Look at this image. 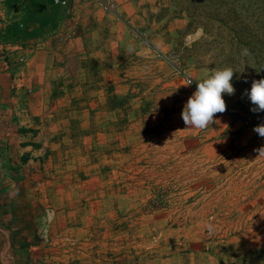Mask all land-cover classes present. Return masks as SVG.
<instances>
[{
  "label": "rangeland",
  "instance_id": "374dc122",
  "mask_svg": "<svg viewBox=\"0 0 264 264\" xmlns=\"http://www.w3.org/2000/svg\"><path fill=\"white\" fill-rule=\"evenodd\" d=\"M170 3L168 51L127 54L122 83L137 98L115 113L106 143L77 152L93 167L84 161L87 175L47 178L37 228L45 264H248L257 257L248 242L264 223V137L253 129L264 111L251 110L247 90L264 78V0ZM147 38L137 28L145 47ZM227 67L235 92L222 93L226 110L204 129L186 126L181 112L196 80Z\"/></svg>",
  "mask_w": 264,
  "mask_h": 264
},
{
  "label": "crops",
  "instance_id": "0c3cea01",
  "mask_svg": "<svg viewBox=\"0 0 264 264\" xmlns=\"http://www.w3.org/2000/svg\"><path fill=\"white\" fill-rule=\"evenodd\" d=\"M112 1L120 17L94 0H0V264H45L47 178L93 167L79 148L106 143L115 113L137 98L122 83L127 54L169 49L170 0ZM248 243L259 251L248 264H264V223Z\"/></svg>",
  "mask_w": 264,
  "mask_h": 264
},
{
  "label": "clouds",
  "instance_id": "9594fccd",
  "mask_svg": "<svg viewBox=\"0 0 264 264\" xmlns=\"http://www.w3.org/2000/svg\"><path fill=\"white\" fill-rule=\"evenodd\" d=\"M244 51L246 54L247 50ZM233 73L234 70L227 67L196 80L197 87L188 97L181 112L186 126L204 129L213 123L215 113H223L226 110V102L222 93L234 94L235 89L230 82ZM191 82L192 80L188 84ZM247 95L254 105L251 109L253 112L264 111V78L253 80L250 90H247ZM253 130L264 137V123L254 126Z\"/></svg>",
  "mask_w": 264,
  "mask_h": 264
},
{
  "label": "built area",
  "instance_id": "2783aa9c",
  "mask_svg": "<svg viewBox=\"0 0 264 264\" xmlns=\"http://www.w3.org/2000/svg\"><path fill=\"white\" fill-rule=\"evenodd\" d=\"M94 1L100 3L105 10L113 12L117 16L120 17L119 11L117 9V5L112 0H94ZM53 3L61 5V6H65V5H67V0H53ZM19 27H23V24L19 23ZM75 35H76V30H75V28L72 27L71 29H69L66 32L59 33L57 39L59 41H64V40L69 39ZM23 60H24L23 57H18V61L21 62Z\"/></svg>",
  "mask_w": 264,
  "mask_h": 264
},
{
  "label": "trees",
  "instance_id": "16d2710c",
  "mask_svg": "<svg viewBox=\"0 0 264 264\" xmlns=\"http://www.w3.org/2000/svg\"><path fill=\"white\" fill-rule=\"evenodd\" d=\"M196 9H197V8H196ZM197 10H198V9H197ZM18 28H21V27H19V26H18ZM118 102H120V101H116V102H115V103H116V105L118 104Z\"/></svg>",
  "mask_w": 264,
  "mask_h": 264
}]
</instances>
